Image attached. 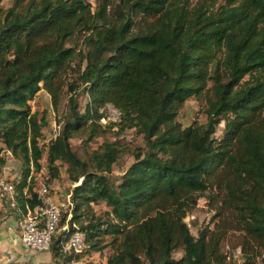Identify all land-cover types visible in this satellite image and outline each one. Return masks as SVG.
I'll use <instances>...</instances> for the list:
<instances>
[{
	"label": "trees",
	"instance_id": "1",
	"mask_svg": "<svg viewBox=\"0 0 264 264\" xmlns=\"http://www.w3.org/2000/svg\"><path fill=\"white\" fill-rule=\"evenodd\" d=\"M80 34L81 47L72 44ZM41 91L58 113L67 99L47 145L49 123L31 105ZM192 98L205 102L206 122L185 127L178 118ZM108 106L120 112L117 122L101 112ZM114 129L134 130L145 144L120 176L118 143L104 142L86 158L72 146ZM10 153L21 164L8 180L16 207L4 199L13 213L41 205L40 180L50 189L65 168L72 205L62 207L60 228L68 223L70 231L53 237L56 264H92L106 250L98 264H228L231 234L240 237L241 264H264V0L0 7V172ZM202 198L215 215L196 238L186 218ZM77 228L86 247L73 256L62 244Z\"/></svg>",
	"mask_w": 264,
	"mask_h": 264
},
{
	"label": "rangeland",
	"instance_id": "2",
	"mask_svg": "<svg viewBox=\"0 0 264 264\" xmlns=\"http://www.w3.org/2000/svg\"><path fill=\"white\" fill-rule=\"evenodd\" d=\"M14 0H3L1 3V8L7 9L13 6ZM82 35H78L72 41V44L78 45L81 47ZM67 103V99L64 98L61 107L59 108V113L54 109L51 96L45 91H41L36 99L31 103L33 110L40 113L41 117L45 116L46 120L49 123V126L44 131L43 141L44 145H47L55 136L58 134L60 126L59 121L61 119V114L65 110ZM205 109V102L203 99H189L185 105L182 107L178 121L182 123L185 127L193 125L196 123H205L206 116L203 111ZM224 134V124L220 125L218 131L216 133V137H222ZM104 142L109 143H118L120 148L123 149L124 154L121 156L119 163L114 166V176H120L125 170H127L130 165L135 161L134 155L138 153L139 149L145 146L143 138L138 136L134 130L127 131L123 134L118 133V129H114L110 133L105 136L96 139L91 145H87L83 142V140L77 138L72 140V146L76 153L82 158H86L87 155L93 151L98 149ZM8 164L4 169V174L6 172L5 177H3V181L8 182L9 177L14 179L15 176H18L21 170V164L19 161L12 156L10 153L8 156ZM46 155H44L43 162L45 163ZM11 174V175H10ZM45 177V176H44ZM42 178L40 183H44L47 181V178ZM70 182L68 180V176L66 174L65 168H61V179L59 181L53 182L50 185V196L51 198L58 203H67L68 192L70 191ZM5 199V198H4ZM66 205V204H65ZM102 209V208H98ZM66 210L63 209L62 213ZM215 213L211 211L208 207L207 200L202 198L199 200L197 209L191 213L187 218L186 222L190 227V231L192 235L196 238L199 235V232L206 227L213 226V216ZM42 253L39 252L40 257H44ZM110 250H106L103 256L100 254H93L90 258V262L92 264H98L102 261L106 260V257L109 255ZM224 253L228 255V264H241V250H240V237L238 234H231L224 242ZM182 255L181 252L175 254L176 258H180ZM45 260L44 258H42Z\"/></svg>",
	"mask_w": 264,
	"mask_h": 264
},
{
	"label": "built area",
	"instance_id": "3",
	"mask_svg": "<svg viewBox=\"0 0 264 264\" xmlns=\"http://www.w3.org/2000/svg\"><path fill=\"white\" fill-rule=\"evenodd\" d=\"M101 112L106 116L107 122H117L120 112L113 106H108ZM41 205L34 210L28 211L21 225V243L32 251H50L53 237L60 231H70L68 223L60 228L63 220L62 207L50 196V189L45 183H40L36 190ZM7 198L12 207H16L15 190L12 183L0 180V203ZM68 195L65 208L71 207L72 203ZM71 215L68 216V219ZM62 251L73 256L82 255L86 247V236L78 228L75 229L62 244ZM73 264H88L85 260H74Z\"/></svg>",
	"mask_w": 264,
	"mask_h": 264
},
{
	"label": "crops",
	"instance_id": "4",
	"mask_svg": "<svg viewBox=\"0 0 264 264\" xmlns=\"http://www.w3.org/2000/svg\"><path fill=\"white\" fill-rule=\"evenodd\" d=\"M8 155H6V158ZM6 166L0 172V180L6 175V172L3 173ZM9 180H12L11 177H9ZM59 204L65 206L66 203ZM24 216L25 214L10 212L6 208L4 200L0 203V264H56L49 251L42 253L45 255L44 257H40L39 252L29 250L22 245L21 225Z\"/></svg>",
	"mask_w": 264,
	"mask_h": 264
}]
</instances>
